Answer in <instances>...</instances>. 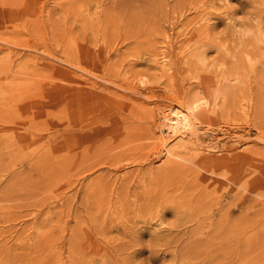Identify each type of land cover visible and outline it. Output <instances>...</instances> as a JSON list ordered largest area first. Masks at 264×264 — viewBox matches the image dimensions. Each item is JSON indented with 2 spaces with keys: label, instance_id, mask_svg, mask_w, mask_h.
<instances>
[{
  "label": "rangeland",
  "instance_id": "rangeland-1",
  "mask_svg": "<svg viewBox=\"0 0 264 264\" xmlns=\"http://www.w3.org/2000/svg\"><path fill=\"white\" fill-rule=\"evenodd\" d=\"M0 264H264V0H0Z\"/></svg>",
  "mask_w": 264,
  "mask_h": 264
},
{
  "label": "bare ground",
  "instance_id": "bare-ground-1",
  "mask_svg": "<svg viewBox=\"0 0 264 264\" xmlns=\"http://www.w3.org/2000/svg\"><path fill=\"white\" fill-rule=\"evenodd\" d=\"M199 28V27H198ZM200 30V29H199ZM162 56H161V59H160V62H159V65L161 66V68L163 69V70H165V72H172L173 71V68H174V66H172L171 64H169L168 62H167V56L166 55H164V54H161ZM185 55V54H184ZM184 58V56H180L179 57V60L180 59H183ZM178 59V58H177ZM217 81V80H216ZM226 83V82H225ZM218 87V86H217ZM193 88V87H192ZM123 90V89H122ZM199 100V99H198ZM203 100V99H202ZM192 103H193V101H192ZM201 103V102H200ZM176 104V103H175ZM191 105V104H190ZM182 106V105H181ZM198 107H199V102H198V104H197V101L196 102H194V105L193 106H189L188 107V110H187V108H186V110L187 111H189L188 113H187V116L186 117H184L185 115H186V113H184L185 115H183V116H178L177 117V119L176 120H174L173 122H172V124L170 125L169 124V128H168V130H169V132L171 133V136L172 135H176L177 133H179V132H181L184 128H186V125H188L189 124V122H188V124H187V119H189V120H191V118L193 117L194 118V115H195V112H196V110L198 109ZM183 109V108H182ZM185 109V108H184ZM215 109V108H214ZM180 110V109H179ZM183 111V110H182ZM185 111V110H184ZM215 111V110H214ZM187 117H190V118H187ZM166 120V119H165ZM168 121V120H167ZM163 122H165V121H163ZM190 123H191V121H190ZM193 123V122H192ZM192 125V124H191ZM194 125V124H193ZM189 126V125H188ZM190 127V126H189ZM194 127V126H193ZM190 129H191V127H190ZM192 130V129H191ZM195 131V130H194ZM168 132V133H169ZM183 132H184V130H183ZM165 133V132H164ZM167 134V133H166ZM179 134H181V133H179ZM192 134V133H191ZM195 134L193 133V136H194ZM166 136V135H165ZM180 136V135H179ZM196 136V135H195ZM178 137V136H177ZM176 137V138H177ZM197 137V136H196ZM192 138H194V140H195V137H192ZM244 139V138H243ZM178 140H179V137H178ZM196 141H197V139H196ZM261 142V141H260ZM180 143V142H179ZM200 143V142H199ZM200 145V144H199ZM204 148H205V146H204ZM171 153V152H170ZM75 154V153H74ZM172 154V153H171ZM174 154V153H173ZM185 155V154H184ZM187 155V154H186ZM164 156V155H163ZM167 156V155H166ZM174 157V156H173ZM177 157H179L178 156V154H177ZM186 158V157H185ZM189 158V157H188ZM191 158V157H190ZM167 159H168V157H167ZM181 166H183V165H181ZM190 167V166H189ZM196 186V185H195ZM79 225V224H78ZM48 260V259H47Z\"/></svg>",
  "mask_w": 264,
  "mask_h": 264
},
{
  "label": "clouds",
  "instance_id": "clouds-1",
  "mask_svg": "<svg viewBox=\"0 0 264 264\" xmlns=\"http://www.w3.org/2000/svg\"><path fill=\"white\" fill-rule=\"evenodd\" d=\"M257 23H259V21ZM242 34L245 35V36H250V35H252V31H251V29H244L243 32H242ZM176 159H177V161L179 163H184V164L189 163L188 161H185V160H183L180 157H176Z\"/></svg>",
  "mask_w": 264,
  "mask_h": 264
}]
</instances>
